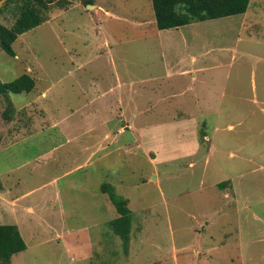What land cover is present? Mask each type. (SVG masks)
Listing matches in <instances>:
<instances>
[{
    "label": "rangeland",
    "instance_id": "1",
    "mask_svg": "<svg viewBox=\"0 0 264 264\" xmlns=\"http://www.w3.org/2000/svg\"><path fill=\"white\" fill-rule=\"evenodd\" d=\"M46 1V21L18 37L16 56L0 48V83L36 81L31 93L0 95V129L28 115L30 133L12 147L0 135V185L18 197L0 200V225H16L27 244L12 264H264V0L164 31L152 0ZM20 4L6 0L0 24L13 27ZM104 38L129 82L130 111L145 110L150 124L89 158L67 137L89 127L72 113L84 103L82 84L93 93V80L102 88L112 80ZM27 104L38 114L17 113ZM178 115L196 120L195 153L181 146L191 134L174 144L163 124ZM98 135L81 141L96 145ZM104 184L129 201L128 248L110 227L119 215Z\"/></svg>",
    "mask_w": 264,
    "mask_h": 264
},
{
    "label": "trees",
    "instance_id": "2",
    "mask_svg": "<svg viewBox=\"0 0 264 264\" xmlns=\"http://www.w3.org/2000/svg\"><path fill=\"white\" fill-rule=\"evenodd\" d=\"M11 1L13 0H8V2ZM19 1L21 12L14 26L8 28L0 24V48L10 57L16 56L13 44L18 37L46 21L42 10H47L49 7L46 0ZM250 2L251 0H152V5L157 28L164 31L192 23L245 14ZM85 5L94 4L93 1H88ZM35 86V79L28 74H23L10 83H0V95L31 93ZM7 119L10 121L13 118ZM103 192L109 196L119 215L110 222V227L128 248L131 242L133 219V213L128 206L129 201L119 196L107 184L103 185ZM26 249L27 244L16 225H0V264H12L13 256Z\"/></svg>",
    "mask_w": 264,
    "mask_h": 264
},
{
    "label": "crops",
    "instance_id": "3",
    "mask_svg": "<svg viewBox=\"0 0 264 264\" xmlns=\"http://www.w3.org/2000/svg\"><path fill=\"white\" fill-rule=\"evenodd\" d=\"M94 7L96 8L97 6L95 5ZM106 13L109 14L111 13V11L109 12L107 11ZM104 40H105V44H104L105 48L108 49L106 50L107 52L106 54H108V56L111 57L110 66H111L112 80L110 84L107 85L105 88H102L101 86H99L101 84H98L97 80H93L95 84V87L92 89L93 93H91L89 89V85L91 84L90 82L87 83L88 86H85V83L84 84L81 83L84 86L82 89V94L84 95V98H85L84 103L80 105L79 109H73L72 113L74 115L76 112H78V114H80V117L89 119L90 120V123H88L89 127H86L82 132L75 134L74 137H70V136L67 137L68 138L67 142L69 144L71 143L72 140L77 141L79 143L81 142L84 147L82 152L84 153L88 152L90 154L89 158L90 157L95 158L99 153L103 151L107 152L109 150L108 148L111 147L113 144L120 143L118 141L119 139L118 136L124 135L127 132H131L134 136L138 135V133L148 130L149 127H146L145 125L150 124L149 122L141 118L145 113H147L145 110L144 111L141 110L142 112L140 111L137 114V116L135 115V113L138 110L130 111V108L134 103V99L130 97V90H128L130 89L129 82L123 79V75L119 73L117 67H115L116 66L115 60L113 59V56H115L114 55L115 51H114L111 40L106 39V38H104ZM199 70H203V69H199ZM186 72L188 71H184V73ZM99 76H101L100 73L99 75L96 73H93L94 78H98ZM46 95H47L46 91H44L42 93V96H46ZM27 107H30V106L27 104L25 107H21L20 110L22 111H17V113L20 114V112H23V110H25ZM31 108H33V106L29 108V111L32 112L31 115L33 117V115L36 113V110L34 109L31 110ZM27 116L23 115V118H20L19 115H17L16 118L13 117V119L9 121V124L7 126H4L3 130L0 129V135L2 136L1 138L2 142L8 141L9 143L7 144L10 147H12L14 146L16 142L21 140L23 136H26V138L28 137L30 133H29V130L25 127L28 124L24 122L27 119ZM65 119L62 121L54 122L53 126H56L55 128L65 127L66 126ZM114 120H116V124L121 126L117 130V133H115L116 131L113 129V127L111 129L108 128V126L111 125L114 122ZM171 120L173 121L165 122L163 124L173 127V132L175 134L174 135L175 138H173L175 139L174 144L178 141V139H180V142L184 141L182 133L186 137H188L187 133H189L191 134V140L186 139L190 142L187 144L185 140L184 144L181 145L182 149L186 148L188 152H192V153H195L197 150H199V146L196 141L194 142V144H190V143H193L194 141L193 139L195 138V135L198 132L197 131L198 125L197 123L195 124L196 120L192 118L191 115L184 116V117H179L178 115V116L172 117ZM138 121H141V123H138ZM156 124H160V123H156V122L152 123V125H156ZM133 126L134 127L136 126L135 127L136 130ZM103 127L105 129H103ZM94 133H98L99 135L96 137V139L97 140L100 139L102 141H98L97 144L93 146L85 145V140L81 141L83 136L85 137L88 135L90 136ZM114 137L116 141L114 140ZM152 139H153V142H155V139L154 138ZM107 140H110L111 143L107 144L106 142ZM140 143H141L140 141L135 140L129 143V146L127 147H130L135 144L141 145ZM152 150L153 149H150V148L147 149V151H152ZM111 152H113V150H111L110 153ZM107 154L108 152L106 153V155ZM44 156H41L40 158H43ZM154 156H160L159 152L158 154H155ZM86 164L87 162L83 164H79L76 167H74L75 169L73 170H82V168H84ZM20 166L22 165H18L17 168H20ZM12 171L13 169L11 170V172ZM56 180L57 179H53L52 182H55ZM10 189L11 187L3 188V185H0V197H1L0 200L7 201V203H10L12 205L18 200V197L11 195ZM10 196H13L12 200L8 201L7 199L10 198Z\"/></svg>",
    "mask_w": 264,
    "mask_h": 264
},
{
    "label": "water",
    "instance_id": "4",
    "mask_svg": "<svg viewBox=\"0 0 264 264\" xmlns=\"http://www.w3.org/2000/svg\"><path fill=\"white\" fill-rule=\"evenodd\" d=\"M6 0H0V9L3 6V4L5 3ZM94 6L89 5L88 8H93Z\"/></svg>",
    "mask_w": 264,
    "mask_h": 264
}]
</instances>
